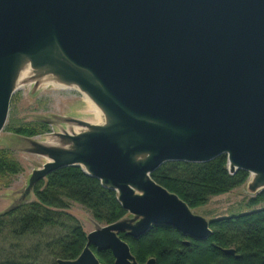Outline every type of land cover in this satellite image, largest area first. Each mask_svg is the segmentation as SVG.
Returning a JSON list of instances; mask_svg holds the SVG:
<instances>
[{"label": "water", "instance_id": "water-1", "mask_svg": "<svg viewBox=\"0 0 264 264\" xmlns=\"http://www.w3.org/2000/svg\"><path fill=\"white\" fill-rule=\"evenodd\" d=\"M22 56L82 86L114 118L61 140L73 151L41 147L51 160L33 188L79 166L140 219L89 233L79 258L59 264H101L91 246L139 264L118 234L139 239L154 226L207 240L210 222L152 179L165 163L226 155L231 174L254 173L251 187L264 190V0H0V133Z\"/></svg>", "mask_w": 264, "mask_h": 264}, {"label": "trees", "instance_id": "trees-1", "mask_svg": "<svg viewBox=\"0 0 264 264\" xmlns=\"http://www.w3.org/2000/svg\"><path fill=\"white\" fill-rule=\"evenodd\" d=\"M10 131L33 137L49 129L39 123L34 127H12ZM21 171V165L0 150V176ZM249 175L244 170L231 174L228 158L222 155L207 163L168 162L151 177L194 210L212 197L242 186ZM34 195L35 201L0 215V264H58L60 260L78 259L88 240L79 220L68 212L70 202L84 206L97 222L106 225L128 215L117 192L105 188L79 166L52 172L36 184ZM263 202L264 190L249 200L250 211L211 220L213 234L203 241L167 226H154L139 239L127 232L118 235L129 244L139 264L152 258L157 264H264V208L253 209ZM91 249L101 264H115L110 250ZM227 249H234L235 254H227Z\"/></svg>", "mask_w": 264, "mask_h": 264}, {"label": "rangeland", "instance_id": "rangeland-1", "mask_svg": "<svg viewBox=\"0 0 264 264\" xmlns=\"http://www.w3.org/2000/svg\"><path fill=\"white\" fill-rule=\"evenodd\" d=\"M40 83L27 78L17 82L18 85L15 83L8 120L0 133V150L8 152L21 165L22 171L15 175L0 176V215L36 200L32 180L35 172L47 162V153L41 150V147H47L45 142L48 139L67 140L68 135L75 134V128H91L92 121L95 120L92 109L80 92ZM39 123L47 125L49 132L26 137L10 131L12 127H34ZM249 182L250 175L242 186L212 197L206 205L192 209V212L210 222L231 214L250 211L247 203L259 193L253 190ZM260 208H264V202L253 209ZM68 212L79 220L87 235L106 225L97 222L87 208L76 202H70ZM121 220L132 224L140 221L131 214Z\"/></svg>", "mask_w": 264, "mask_h": 264}, {"label": "bare ground", "instance_id": "bare-ground-1", "mask_svg": "<svg viewBox=\"0 0 264 264\" xmlns=\"http://www.w3.org/2000/svg\"><path fill=\"white\" fill-rule=\"evenodd\" d=\"M57 55V54H56ZM47 57H43L41 61H45L44 59ZM22 63L19 70V73L16 77V84L23 78L31 79L34 82H41L40 84L44 86H54L55 88L62 89V90H75L82 94L84 101L88 105L90 109H92L94 113L95 120L92 121V124L94 126H102L107 127L112 124V121H114V118L111 117L106 110L103 109L102 106H100L97 101L89 94L87 90H85L82 86L78 85L75 82L68 81L65 78V76L55 75L53 73L54 68L48 65L40 66V67H34V61L27 56L21 57ZM88 73L87 71H85ZM89 74V73H88ZM91 77V76H89ZM18 85V84H17ZM91 129L88 128H75L74 133L75 134H81L84 132H90ZM46 146L50 147H56L63 150H75V146L72 144L71 141L69 142H63L61 140H54V139H48L47 142H45ZM149 158L148 154H139L134 157V160L137 162H145ZM47 161L49 162L51 158L46 157ZM84 169L88 171V168L86 165L84 166ZM258 176L254 173L250 175V182L251 184H254L257 181ZM264 187V180L259 183L258 189ZM137 194H139V191H136Z\"/></svg>", "mask_w": 264, "mask_h": 264}, {"label": "flooded vegetation", "instance_id": "flooded-vegetation-1", "mask_svg": "<svg viewBox=\"0 0 264 264\" xmlns=\"http://www.w3.org/2000/svg\"><path fill=\"white\" fill-rule=\"evenodd\" d=\"M186 243H189V241H187Z\"/></svg>", "mask_w": 264, "mask_h": 264}]
</instances>
